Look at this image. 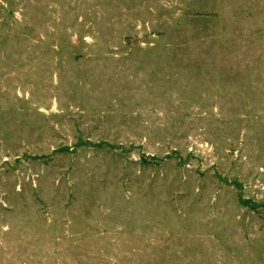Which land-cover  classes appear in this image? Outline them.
<instances>
[{
    "label": "rangeland",
    "instance_id": "1",
    "mask_svg": "<svg viewBox=\"0 0 264 264\" xmlns=\"http://www.w3.org/2000/svg\"><path fill=\"white\" fill-rule=\"evenodd\" d=\"M0 264H264V0H0Z\"/></svg>",
    "mask_w": 264,
    "mask_h": 264
}]
</instances>
